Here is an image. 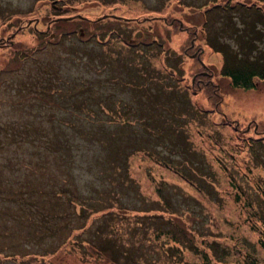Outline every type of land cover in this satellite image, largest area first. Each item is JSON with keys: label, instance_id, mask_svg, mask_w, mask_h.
<instances>
[{"label": "rangeland", "instance_id": "obj_1", "mask_svg": "<svg viewBox=\"0 0 264 264\" xmlns=\"http://www.w3.org/2000/svg\"><path fill=\"white\" fill-rule=\"evenodd\" d=\"M59 1L41 2L34 6L35 13V10L25 12L32 8L33 0H0L1 8L22 12L11 17L14 25H0V123L6 125L12 119L18 124L24 116L12 106L13 101L8 100V96L13 94L12 86L4 89L2 85V82H7L2 73L10 72L15 61L13 51L2 45L12 43L11 46L29 49L39 41L33 26L46 29L51 23L48 29L52 33L46 31L47 36L56 35L77 26L74 21L52 23L55 18L61 19L58 16L86 14L95 20L104 13L124 15L130 19L129 25H134L136 29L151 23L149 28L143 29L144 35L136 32L139 36L135 39L158 38L166 49L174 51L185 45V56L179 61L180 65H176L171 57L169 60L182 72V85H189L190 79H196L198 86L193 91L190 89L194 93L189 99L186 97L191 102V105L188 103L190 112L196 118L184 123L183 128L186 118L176 115L169 120L170 125L160 127L167 132L170 150H180L179 157L178 153L167 151L164 145L156 147L163 157L175 161L170 162V168L163 166L152 154L157 160L151 161L150 172H146L148 159H142L137 152L136 156L129 154L126 170L123 169L122 173L116 172L119 170L116 164L112 166L106 176L108 182H103L98 171L87 164L97 150V144L93 145L79 135L74 149L79 157L70 166L71 173H68L65 164L58 162L52 151L38 146L37 138L30 142L36 134H30L25 141L2 142L0 264H192L197 261L194 248L199 246L198 232L202 228L216 232L225 244L233 246L232 250L240 249L241 264L246 261L245 252L249 260L253 258L252 264H264V245L260 242V238L264 240V0H173L171 5L166 4L168 0H122L129 2L130 8L134 9L91 3L80 7ZM70 1H77L79 5L82 0ZM52 9H58L61 15L52 14ZM151 9L158 10L151 12ZM161 16L167 17V20L172 18L173 22L168 23ZM81 27L87 32L97 33L105 28L88 21L82 22ZM136 29L129 28L124 32L131 35ZM71 40L64 36V42L53 47L62 53H58V61L64 77L69 80L83 78L92 82L91 85L97 84L99 78L105 77L106 70L87 68L71 60L63 48ZM31 53L32 57L40 59L48 56L42 48ZM35 63L34 60L28 61L25 69L32 68ZM238 73H243L244 79L236 77ZM233 79L238 83L232 84ZM39 112L45 111L40 109ZM54 112H57L56 109ZM58 112L63 111L59 109ZM147 125L156 130L150 119ZM48 130L49 134L53 133L51 126ZM65 130L70 136L67 128ZM177 141L178 144L175 143ZM26 165L31 166L28 168ZM199 170L209 171L211 178L201 179ZM39 172L47 173V176ZM52 172L60 183L52 181ZM145 174H148L147 177ZM125 175L128 185H121V176ZM134 181L137 190L130 188ZM88 182L98 188L104 187V184L111 186L112 194L98 191L91 194L88 200V206L95 207L91 215L108 227L106 236H111L112 242L107 250L101 246L109 238L97 239L93 232L86 230L78 233L68 200L64 197L61 205L52 194V190L57 189L58 195L62 185L86 190L90 185ZM40 184H50L51 188L41 194ZM155 184L164 189V196L176 199L173 202L177 205L176 211L171 212L180 215L179 221L191 231L187 234L194 241L189 240L188 243L182 239L178 254L171 252L172 255H168L159 248L160 258L156 262L144 258L133 262L124 260V251L138 249L143 241L150 239L149 235L152 238L150 229L146 231L137 226L140 223L134 214L139 207L154 205L150 198ZM34 186L38 191L35 192ZM22 189L25 192L22 193ZM109 202L116 209L112 214L105 213L104 205ZM248 215L252 219H247ZM75 240L80 241L81 247ZM193 242L195 245H190ZM116 249L119 258L113 259L111 253ZM148 250L158 257L155 246H149ZM168 250L169 247L166 251L171 254Z\"/></svg>", "mask_w": 264, "mask_h": 264}, {"label": "trees", "instance_id": "obj_2", "mask_svg": "<svg viewBox=\"0 0 264 264\" xmlns=\"http://www.w3.org/2000/svg\"><path fill=\"white\" fill-rule=\"evenodd\" d=\"M45 1L48 0H33L32 8L25 12L35 10L34 6ZM59 2L67 3V5L75 4L73 6L80 7L84 3H91L111 6L112 8L123 6L124 8L134 9V7L130 8L129 2L122 0H112L110 2H107V0H82L79 5L77 1L76 3H72L70 0H60ZM172 2L173 0H168L166 4L171 5ZM157 10L151 9V12ZM20 13L22 12L8 11L0 7V25H14V20L11 17L16 14L19 16ZM35 13H37L36 10ZM52 14L61 15L58 9H52ZM90 18L84 14V16L76 15L68 19H57L52 23L74 21L77 26L50 36H47L46 31L49 30L51 23L46 29H37L33 26L34 31L37 33V41H39L29 49L15 47V45L11 46L12 43L2 45L13 51L12 57L15 60L13 67H10L12 70L8 73H2L6 76L2 78L7 80V82H2V85L4 84V89L7 86H12L11 92L13 94L8 96V100H12L14 104L12 106L24 116L19 119L22 121L18 124H16V120L11 121L12 119L8 120L9 122L6 125L0 123V145H4L1 144L2 142L25 141L30 134H36L35 137L30 138V142L37 138L38 146L41 145L43 148L52 151L58 162L65 164L68 173H71L72 171L69 168L74 165L72 164L74 161L77 162L79 157L77 156L78 151L76 153L74 150L76 149L77 135H79L91 144H97V150L88 159L87 164L90 168L98 171L103 182L114 164H116V169H119L116 172L122 173L123 169L125 171L129 154L136 156L137 152H139L142 159H148L146 161L147 165H145L146 172H150L151 161L155 159L152 154L159 159L155 160L161 162L166 168H170V162L173 160L163 157L156 148L164 145L167 151L170 150L167 132H163L162 128L170 125L169 120H172L176 115H183L181 118H186L183 122V128L184 123L196 118L190 112L191 102L187 100L190 98L191 93H194L190 92V89L192 91L196 89V79H190L189 85H182V72L177 70V67L169 60L171 57L176 65H180L179 61H182V56H185V50H183L185 45L181 47L182 49L179 47L178 51H174L172 48L166 49L158 38L145 40L138 37L135 39L139 36L136 32H141V36L145 34L143 29L151 26L150 21L149 26L136 29L134 25H129L131 24L129 23L130 19L125 18L124 15H119V17L108 15L95 20ZM160 18L168 23L173 22L171 21L172 18L170 20H167L165 16ZM86 21L100 27L105 26V28L98 33L87 32L85 28L81 27L82 22ZM129 28L136 30L128 35V33H125V29ZM188 28L192 29L193 27ZM49 33H52V31L49 30ZM64 36L72 39L69 43L63 45L64 53L71 60L78 61L80 65L82 64L87 68L106 70L105 77L99 78L97 84L91 85L92 82H87L83 78L69 80L64 77L58 61L60 57L58 53L61 52L53 48L64 42ZM41 48L46 50L48 56L42 59L32 57L31 51H40ZM29 50L31 51L29 52ZM172 53H174V56H171ZM30 60H34L36 63L32 68L26 70L25 65ZM200 68L201 66L198 67V69ZM192 73L194 75V71ZM242 75L243 73H238L235 76L244 79ZM231 82L232 84L238 83L234 79ZM40 109L45 112H39ZM55 109L57 112H54ZM59 109L63 112H58ZM149 119L156 130L147 125ZM49 126L52 128V134H49ZM65 128H67L70 136L66 134ZM180 135L183 139L184 133ZM175 143L178 144L179 142ZM170 152L178 153V156H181L180 150L177 148L170 150ZM26 157L27 159L30 158V156ZM26 166L29 168L31 165ZM190 172L192 171L190 170ZM44 174L47 176V173ZM150 174L152 175V173ZM208 174L209 171L199 170L201 179L211 178L212 174ZM145 175L147 177L148 174ZM126 177V175L121 176V185H128V178ZM52 181L58 182L54 175ZM106 182L108 181L106 180ZM232 183L236 185L235 182ZM87 184H90V182ZM135 184L134 181L130 188L137 190ZM208 184L211 185L210 182ZM137 185L139 186L138 182ZM49 188H51L50 184H40L39 192L41 194L46 193ZM34 189L35 192L38 191L35 186ZM110 189L111 186L107 184H104V187L101 188L90 184L86 190L82 191L78 188L70 189L62 185L58 195L57 189H53L52 194L56 196L57 202H60L61 205L64 197L68 200V207H70L71 215L74 217L73 224L77 223L75 228L78 233L82 230L91 231L98 239L99 237H107L106 234L109 230L108 227L91 215V211L95 207L88 206V200L92 197L91 194L98 191L99 193L112 194ZM153 190L154 193L150 201H153L154 205L146 208L139 207L136 209L138 212L134 214L138 223H140L137 226L146 231L150 229L152 238L149 235L150 239L143 241V245L140 244L138 249L135 247L130 251H124V255L121 252L124 260L133 262V260L144 258L156 262L160 258L159 248L168 255L178 254L181 252L182 239H185L188 243L189 240L194 241V238L187 234L191 231L179 221L178 217L180 215L171 212L176 211L177 205L173 203L176 199L164 196V189L158 184L154 185ZM23 192H25V189H22ZM234 198H236V195H234ZM76 204L79 207H76ZM180 205L182 208V202ZM207 205L206 203L205 206L207 207ZM104 206V209L107 210L106 214H112L116 210L111 207L112 202ZM89 216H92V218ZM250 218L248 215L247 219ZM189 226L192 227L190 224ZM198 234L200 235V243L199 246L194 248L198 257L197 261L192 262V264H241L240 254L242 253L240 249L235 250L233 248L232 250L233 246L225 244L222 238L216 235V232H210L202 228ZM107 238H109L107 243L101 246L106 250L109 248L110 241L112 242L111 236ZM75 242L81 247L79 240H75ZM260 242L264 245L262 238H260ZM190 245H195V242ZM149 246H155L158 253L157 258L150 253ZM111 247L113 248V246ZM167 247H169L168 251L172 252L171 254L166 251ZM114 251L111 253L113 259L119 258L117 249ZM244 256L246 261L243 264L253 263V258L250 257L249 260L246 252ZM229 257L231 258L228 259Z\"/></svg>", "mask_w": 264, "mask_h": 264}, {"label": "water", "instance_id": "obj_3", "mask_svg": "<svg viewBox=\"0 0 264 264\" xmlns=\"http://www.w3.org/2000/svg\"><path fill=\"white\" fill-rule=\"evenodd\" d=\"M106 15H110V16H119V15H115V14H113V13H104L103 15H101V16L98 17V18L104 17V16H106ZM74 16H76V15L72 14V15L58 16L57 18L68 19V18H71V17H74ZM77 16H80V15H77ZM55 20H57V19L55 18Z\"/></svg>", "mask_w": 264, "mask_h": 264}]
</instances>
